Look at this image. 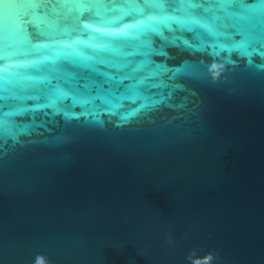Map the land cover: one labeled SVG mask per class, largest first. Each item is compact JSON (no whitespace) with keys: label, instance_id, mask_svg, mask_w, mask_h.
I'll return each instance as SVG.
<instances>
[{"label":"water","instance_id":"95a60500","mask_svg":"<svg viewBox=\"0 0 264 264\" xmlns=\"http://www.w3.org/2000/svg\"><path fill=\"white\" fill-rule=\"evenodd\" d=\"M0 264H264V0H0Z\"/></svg>","mask_w":264,"mask_h":264}]
</instances>
